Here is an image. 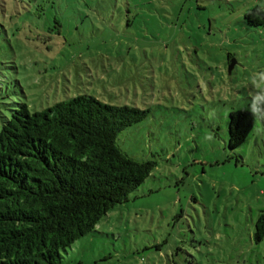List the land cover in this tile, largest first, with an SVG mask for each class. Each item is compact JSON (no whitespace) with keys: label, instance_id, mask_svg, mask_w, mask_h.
Instances as JSON below:
<instances>
[{"label":"rangeland","instance_id":"obj_1","mask_svg":"<svg viewBox=\"0 0 264 264\" xmlns=\"http://www.w3.org/2000/svg\"><path fill=\"white\" fill-rule=\"evenodd\" d=\"M264 0H0V129L87 95L145 112L117 147L148 177L64 264H264ZM231 61L234 66L228 72ZM254 117L227 148L229 113Z\"/></svg>","mask_w":264,"mask_h":264},{"label":"trees","instance_id":"obj_2","mask_svg":"<svg viewBox=\"0 0 264 264\" xmlns=\"http://www.w3.org/2000/svg\"><path fill=\"white\" fill-rule=\"evenodd\" d=\"M264 25V10L245 13ZM0 129V264H64L62 252L92 232L148 177L153 164L123 153L116 138L145 112L79 95L30 113L17 104ZM254 126L246 110L229 113L227 148ZM264 238V209L254 224Z\"/></svg>","mask_w":264,"mask_h":264},{"label":"water","instance_id":"obj_3","mask_svg":"<svg viewBox=\"0 0 264 264\" xmlns=\"http://www.w3.org/2000/svg\"><path fill=\"white\" fill-rule=\"evenodd\" d=\"M233 66H234V61H231L229 68H228L229 73H230L231 69L233 68Z\"/></svg>","mask_w":264,"mask_h":264}]
</instances>
